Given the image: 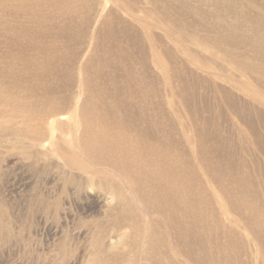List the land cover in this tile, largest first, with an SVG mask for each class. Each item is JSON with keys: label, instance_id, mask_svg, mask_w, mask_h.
I'll list each match as a JSON object with an SVG mask.
<instances>
[{"label": "rangeland", "instance_id": "1", "mask_svg": "<svg viewBox=\"0 0 264 264\" xmlns=\"http://www.w3.org/2000/svg\"><path fill=\"white\" fill-rule=\"evenodd\" d=\"M100 1L103 4L104 0ZM259 2L175 0L172 27L159 25L153 16H147L145 21L133 22L139 33L131 36L102 23L104 20L98 26L92 20L86 25L80 16L71 23L56 21L54 28L50 25L53 32L45 43L46 49L53 52L49 57H40L43 63L49 60V73L43 80L47 83L39 87L37 73L33 75L37 69L28 75L23 62H18L5 81L11 82L16 73L15 78L30 85L29 89L37 87L38 95L58 102L57 117L62 114L65 120L47 125L45 146L35 149L24 136L18 138L9 129L0 131V264H100L94 259L102 252L95 243L98 232L102 225L113 231V225L123 217L113 211L121 208V201L99 188L103 180L114 182L123 191L130 210L138 213L144 226L152 220L162 224L166 242L160 250L165 251L167 264H264V227L257 238L259 251L243 228L232 232L237 234V243H232L231 231L222 227L225 216L218 211L219 201L204 174L206 167L205 172L225 183L227 197L234 203H238L243 187L251 193L250 201L264 210V101L242 87L250 83L264 95V10L258 7ZM110 4L106 8L113 6ZM60 27L62 32L58 31ZM229 27L239 40L225 39ZM256 36L258 44L254 43ZM202 41L204 45H198ZM258 47L263 48L262 54ZM167 48L173 59L170 83L162 71L163 55H159V63L152 60L153 52ZM5 50L1 44L0 52ZM237 59L242 61L243 71L234 65ZM85 60L82 71L79 67ZM203 63L210 68L205 69ZM142 66L149 71L145 77L149 85L144 82L147 79L139 80ZM93 89L100 90L102 102L97 101ZM172 89L177 93L173 90V97ZM66 99L71 108L62 107ZM80 105L84 110L95 107L88 111L91 113L99 109L104 119L124 128L132 139L153 140L171 152L184 153L187 163L194 167L199 186L211 199L212 216L207 217L206 230L191 225L188 233L180 232L177 222L169 223L166 215L144 213L138 193L121 174L102 163L96 165L82 154L76 134L70 133L76 125L79 128ZM5 111L11 113V107H5ZM57 126L59 129L52 130ZM54 143L60 149L70 144L85 169L66 163ZM240 178L246 182L245 187L243 182L242 187L235 184ZM243 216L256 224L248 213ZM121 231L127 233L128 228ZM128 250L131 252L127 245L119 247L126 257L120 264H131L128 256L132 252ZM138 252L135 263L142 264L146 253L142 247Z\"/></svg>", "mask_w": 264, "mask_h": 264}, {"label": "bare ground", "instance_id": "2", "mask_svg": "<svg viewBox=\"0 0 264 264\" xmlns=\"http://www.w3.org/2000/svg\"><path fill=\"white\" fill-rule=\"evenodd\" d=\"M108 2L113 6L106 8ZM174 2L175 0H104L102 4L100 0H0V45L2 44L6 47L5 52H0V106L2 107L0 108V131L9 129L13 134L19 135L18 138L20 135L24 136L29 139L30 147L35 149L45 146V129L47 125L53 123L57 125L58 122L61 123L65 120V116L62 114L57 117V110L60 109V107H58V102L47 101L42 97V94L38 95L36 92L37 87L29 89L28 87L30 85L27 87L25 82L15 78L17 76L16 73L14 74V79L9 80H12L11 82L7 83L8 79L6 78L7 75L12 76L11 74L15 72L18 62H23L26 66L24 69L28 71V75L30 70L33 71L37 69V71H33V75L37 73V82L38 85L40 84L39 87H43L47 83L43 80H45V77H47L46 75L49 73L47 62L49 60L47 58V60L45 59V63H43L40 57H49L48 55L53 52L46 49L47 44L45 43L53 32V22L56 23L57 21L64 25L73 22L75 17L80 16L87 23L86 25H89L91 23L89 21L92 20L93 23H97L96 26H98V24L104 20L102 23L106 22L112 28L118 27L124 35L131 36L139 33L133 25V22L145 21L147 16H153L152 18H155L159 25L163 24L167 27H172L173 20L176 17L173 8ZM184 5L185 1L182 2V6ZM258 7L264 10V0H260ZM119 10H121L125 16H121ZM139 12L142 13V15H140ZM171 30L173 33L174 30L172 28ZM58 31L62 32V27H60ZM175 31L178 32L177 30ZM226 31H228V34H226L225 39L235 38L239 40V38L234 35L232 27L226 28ZM141 33L143 36H146L145 30L142 29ZM180 35L181 34H179V36ZM20 42L22 46H20ZM198 43L197 44L200 46L204 45V42L202 44L200 42ZM254 43H259V38L257 36ZM168 48L164 52L161 51V53L160 51L153 52L152 60L154 64L159 63L161 60L158 57L160 54L163 55L164 62L162 63L164 67L162 71L166 78L165 81L170 83L173 76H171L172 73L170 71L173 59L171 56L172 52ZM257 51L262 54L263 48L258 47ZM44 53L46 55H43ZM221 54L223 56L225 53ZM88 55L89 53L87 56ZM70 58L71 57H69V60ZM86 60L80 64L79 68L82 71L85 69ZM239 61L241 60L237 59L233 61L237 68L243 66ZM203 67L205 69L210 68L208 63H203ZM244 67H246V65H244ZM241 68L240 69L243 71V67ZM250 69H252V67ZM26 73L25 71V74ZM140 73L142 75H138L139 80L148 78L146 76L147 73H149L148 69H144L143 71L140 70L139 74ZM140 77L142 78L140 79ZM6 79L7 81H5ZM147 81L148 79L144 82L146 83ZM146 84H148V82ZM242 87L252 97L264 101V95L258 92V89L250 83L245 82L242 84ZM98 90L99 89H93V93L95 92L98 94L97 101L100 100V102H102L104 98L99 96L100 90ZM173 90L174 89L170 90L171 97H173L174 94L172 92ZM174 92L176 95L177 93L175 90ZM91 99L92 98H90V100ZM90 100L89 103L92 104L93 101L91 103ZM69 102V99L63 101L64 105L62 107L67 106V108H71ZM8 106L11 107V113H6L5 111V107ZM82 106L80 105L78 115V120L80 122L79 128L78 125H76V127L70 131L71 135L73 133L76 134L77 138H75V141L77 142L78 148L82 150V154H86L96 165L102 163L106 166H110L113 171L121 174L130 183L132 190L138 193V199H141V205L143 206V208L141 207V211L144 213H154L161 216L166 215L169 223L170 220L171 224L177 222L176 228H178L180 232H184L182 230H185L188 233V228L191 225L206 230L205 225L207 226L208 224V221L206 222L207 217L208 215L212 216L211 199H209V193L199 186L200 182L197 180V175L193 169L194 167L192 168L190 163H187L185 154H179V152L175 153L174 151L171 152L167 147L153 140L147 142L142 138L132 139L129 134L127 137L122 130L124 128L116 123H110L106 118L105 120L102 113L98 111L99 109L96 112L101 120L94 114L96 112H88L92 107L89 110H84V106ZM93 108L92 110H94ZM72 116L74 117V115ZM56 128H58V126L54 127V129L52 128V130ZM54 146L57 153L66 163L76 166L82 171L85 169L84 165L79 160L80 158L75 155L76 152L74 148V151L70 148V144L64 149H60L55 143ZM205 168L204 174L208 176V180L212 184L213 194L219 201L218 211L225 216V218L222 217V227L224 226L231 231L230 233L232 235H230L229 240L236 244L237 240L234 238V235L237 234H233L232 232H237L240 228H243L247 232V236L253 239L256 245L258 243V236L263 232L264 210L262 211L255 202L250 201L251 193L247 190H243L241 185L242 182L243 185L246 182L242 181L241 178L235 181V184H240L238 186H241L242 189L238 198V203H234V200L231 201L229 197H227V193L229 192L227 187L223 185L225 183L222 184L219 179L218 181L215 177L209 175L205 172ZM212 171L210 172L212 173ZM92 182L93 181H87L89 184H92ZM80 183H83V181L81 180ZM98 186L100 189L108 191L114 198L121 201V208L116 210L114 208L113 211L123 217L113 225V231H109L108 227L104 225L101 226L102 228L98 232L95 243L99 245L102 252L99 255L95 254L94 259L99 261L100 264H120L121 260L126 257L124 254L121 255L118 249L119 247L127 245L132 252V254L128 256V262L131 264H136V257L139 253L138 250H140L141 247L144 249V253H146L145 257H142V259H144L142 264H167L169 259L166 257L165 251H162V249L160 250V247L163 248L166 242H164L166 239L163 238L164 230L162 229V224L160 225L158 222L152 220V224L147 223L149 226H144L145 224L143 225V223L140 222L138 213L130 210L129 203L127 199L124 198L123 191H121L114 182L103 180L98 183ZM167 213L171 214V216ZM246 213L251 216V219L256 220V224L254 223L255 221L247 222L245 220L243 214ZM118 214L116 216H118ZM186 216H189L190 219H185ZM178 222L184 223L178 225ZM125 227L128 228L127 233L121 231V229ZM164 229L166 228L164 227ZM180 232L179 234H181ZM165 236L167 237L166 234ZM113 240H116L114 244ZM256 250H260L257 245ZM151 253L154 254L153 258L150 256ZM91 262L93 263V261ZM174 264L179 263L175 262Z\"/></svg>", "mask_w": 264, "mask_h": 264}]
</instances>
